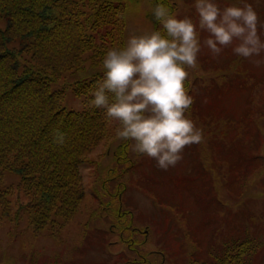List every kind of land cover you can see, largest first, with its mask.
<instances>
[{"label": "rangeland", "instance_id": "rangeland-1", "mask_svg": "<svg viewBox=\"0 0 264 264\" xmlns=\"http://www.w3.org/2000/svg\"><path fill=\"white\" fill-rule=\"evenodd\" d=\"M113 1L124 6L123 44L132 34L163 27L153 14L158 0ZM250 2L264 38V0ZM166 4L198 21L195 0ZM207 35L201 30V39ZM84 59L53 85L76 111L86 109L78 83L104 72L91 52ZM188 73L189 112L203 140L163 169L137 153L133 140L119 138V123L110 118L109 135L81 166L85 194L78 211L59 232L52 226L38 231L25 211L17 217L28 197L20 175L5 172L0 190H11L13 210L0 215V264H211L238 239L253 241L250 264H264V51L242 57L229 45L214 56L204 47Z\"/></svg>", "mask_w": 264, "mask_h": 264}, {"label": "trees", "instance_id": "trees-1", "mask_svg": "<svg viewBox=\"0 0 264 264\" xmlns=\"http://www.w3.org/2000/svg\"><path fill=\"white\" fill-rule=\"evenodd\" d=\"M1 22L0 184L5 172L19 174L28 202L17 217L25 211L38 231L52 226L59 232L78 211L85 194L81 166L109 135L110 118L89 103L103 74L78 83L83 111L66 108L65 92L53 85L85 65L86 52L92 63L102 62L108 48L123 45L124 6L113 0H0ZM11 193L0 190V215L11 216ZM230 245L211 264H250L252 240Z\"/></svg>", "mask_w": 264, "mask_h": 264}, {"label": "clouds", "instance_id": "clouds-1", "mask_svg": "<svg viewBox=\"0 0 264 264\" xmlns=\"http://www.w3.org/2000/svg\"><path fill=\"white\" fill-rule=\"evenodd\" d=\"M195 8L198 21L158 0L153 14L163 27L108 48L103 76L90 90L89 103L118 121L117 136L133 140L137 153L153 157L163 169L182 160L187 145L203 140V129L189 112L194 98L186 83L188 67L196 66L201 49L219 56L231 45L242 57L264 51L262 22L250 0L224 7L219 0H195ZM201 30L208 33L203 39ZM64 136L58 130L57 141Z\"/></svg>", "mask_w": 264, "mask_h": 264}]
</instances>
